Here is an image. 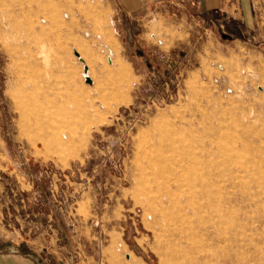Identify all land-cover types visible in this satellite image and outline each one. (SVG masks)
Segmentation results:
<instances>
[{"label": "rangeland", "instance_id": "1", "mask_svg": "<svg viewBox=\"0 0 264 264\" xmlns=\"http://www.w3.org/2000/svg\"><path fill=\"white\" fill-rule=\"evenodd\" d=\"M112 15L0 0V257L264 264V31L177 44L170 19L141 20L123 50Z\"/></svg>", "mask_w": 264, "mask_h": 264}, {"label": "crops", "instance_id": "2", "mask_svg": "<svg viewBox=\"0 0 264 264\" xmlns=\"http://www.w3.org/2000/svg\"><path fill=\"white\" fill-rule=\"evenodd\" d=\"M113 12V18L118 19L124 29L129 33L130 46L123 50H136L137 40L143 35L147 38V31L135 28L141 20L163 19L176 27L178 32H183V37H178L179 44L191 36L195 27L197 32L208 37L214 36V28L221 30L217 41L222 45L234 42L241 44L252 40L255 34L262 29L257 13L252 3L248 0H103ZM178 5L177 8L174 4ZM256 13V14H255ZM264 16V12L261 13ZM263 19V17H262ZM132 24H131V23ZM125 31V30H124ZM214 38V37H213ZM247 38V39H245ZM222 40V41H221ZM164 41H162L163 43ZM153 45H162L160 42H149ZM158 43V44H157ZM153 47V46H152ZM157 47V46H155ZM154 48V47H153ZM0 264H38L34 259L23 255L20 249L14 253H3Z\"/></svg>", "mask_w": 264, "mask_h": 264}, {"label": "bare ground", "instance_id": "3", "mask_svg": "<svg viewBox=\"0 0 264 264\" xmlns=\"http://www.w3.org/2000/svg\"><path fill=\"white\" fill-rule=\"evenodd\" d=\"M112 54H113V53H112ZM112 54H110V56H111ZM78 57L80 58V60L82 61V63H85V61L82 59L80 53H79ZM84 71L86 72V75H85V79H86V77L89 76V75H88V74H89V67H88L87 65L84 66Z\"/></svg>", "mask_w": 264, "mask_h": 264}, {"label": "water", "instance_id": "4", "mask_svg": "<svg viewBox=\"0 0 264 264\" xmlns=\"http://www.w3.org/2000/svg\"><path fill=\"white\" fill-rule=\"evenodd\" d=\"M75 52L79 55V51H78V50H76ZM86 79H87V81H89V82L92 81V78H91L90 76H87Z\"/></svg>", "mask_w": 264, "mask_h": 264}]
</instances>
